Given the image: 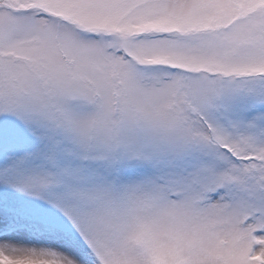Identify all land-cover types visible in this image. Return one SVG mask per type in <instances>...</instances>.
Listing matches in <instances>:
<instances>
[{
  "label": "snow or ice",
  "instance_id": "6c2138e0",
  "mask_svg": "<svg viewBox=\"0 0 264 264\" xmlns=\"http://www.w3.org/2000/svg\"><path fill=\"white\" fill-rule=\"evenodd\" d=\"M0 264H264V0H0Z\"/></svg>",
  "mask_w": 264,
  "mask_h": 264
}]
</instances>
